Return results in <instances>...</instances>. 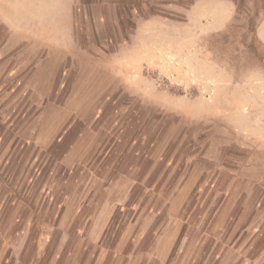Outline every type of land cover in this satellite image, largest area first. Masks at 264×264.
Segmentation results:
<instances>
[{"label": "rangeland", "instance_id": "rangeland-1", "mask_svg": "<svg viewBox=\"0 0 264 264\" xmlns=\"http://www.w3.org/2000/svg\"><path fill=\"white\" fill-rule=\"evenodd\" d=\"M233 1L236 12L228 26L208 32L200 14L189 11L194 0H0L3 81L6 86L13 76L20 78L17 95L5 86L0 90V118L6 122L0 159V264H264V254L256 255L249 246L250 234L243 230L250 210L243 211L236 225L234 208L218 209L222 197L233 203L244 199L245 192L237 194L241 187L228 185L227 175H222L220 187L214 176L206 179L207 168L218 171L223 164L234 169L236 157L244 164L264 165V0ZM71 40L84 51L69 54L73 48L60 46ZM32 45L61 51L63 60L67 50L66 56L77 57L80 64L75 66L80 65L92 84L106 76L109 84L118 80L135 93L120 97L122 110L101 113L106 120L115 115L106 141H113L116 159L107 163L120 168L122 153L129 152L130 162L137 165L139 156L133 153H144L142 169H154L146 179L153 184L155 169H174L181 182L195 161L194 192L184 194L178 208L179 217L189 216V222L179 224L181 239L174 255L158 261L150 254L130 256L134 245L139 248L143 225L130 227L122 223L124 217L106 227L112 236L92 239L96 225L80 223L76 209L48 206L66 199L72 203L74 191L49 183L55 161L31 139L40 112L37 98L22 93L21 79L28 68L35 72L44 55L38 49L27 56ZM74 98L75 108L83 110L95 100H69ZM83 110L68 111V121L80 116L88 121L96 114ZM68 140L66 144L75 143L72 136ZM213 163L218 169L213 170ZM152 200L146 201L151 209H142L147 217L158 209L165 212L164 198L158 206ZM138 203L132 214L138 213ZM156 219L146 225L149 231L141 244L148 252L165 225L162 216ZM206 231L212 236L207 240ZM220 233L224 240L219 248L213 237Z\"/></svg>", "mask_w": 264, "mask_h": 264}, {"label": "crops", "instance_id": "crops-1", "mask_svg": "<svg viewBox=\"0 0 264 264\" xmlns=\"http://www.w3.org/2000/svg\"><path fill=\"white\" fill-rule=\"evenodd\" d=\"M190 10L194 14H200V20L207 23L208 32H218L225 29L233 19L236 6L233 0H194L189 7ZM69 22H72V13L69 15ZM10 44L13 47V44L16 43L12 41ZM69 44L65 41L64 45L60 46L63 49L73 48L68 50L69 54L70 52L79 53L84 51L82 46L72 40ZM45 47L47 46L32 45L26 52L27 56H32L36 50ZM43 53L39 67H37L35 72L33 69L28 68L26 71L30 72H27L26 77L21 79V83H23L22 93L28 95V97L37 98V106L40 112L39 118L32 125L31 139L39 152H42L46 158L55 161L54 167L51 169L49 183H53L54 187L59 189L66 186L65 190L68 192L74 191V195L70 199L72 203H67L69 199H66L64 202L49 203L48 206L55 207L52 204H56L59 207L64 205V207L70 206L76 209L75 215L80 217V223L90 222L96 225L93 227L94 232L91 233L92 239H101L104 235L112 236V232L106 227L115 222L119 223L120 221H118L117 217H124L126 219H121L122 223H128L130 227L133 224L143 225L140 226L138 237L139 248L137 249L138 243L134 245L130 256H148L150 254L155 260H157V257L162 260L174 255L175 250L178 248V241L181 239L179 224L189 222V216L183 219L179 217L178 208L180 198L182 199V196L185 197L184 194L188 196L189 192H194L192 183L195 176L191 172L195 170V161L192 166L193 169L190 167L191 171L188 177L186 176L181 182L179 175L175 174L174 169L169 171L164 167L158 170L155 169L154 175L156 179L153 184H147L146 179L154 169L149 171L145 168L142 169L146 160V154L144 153H133L139 156L137 165H135V162H130V156L132 155L129 152L122 153L123 162L120 168H116L113 163H107L109 160L114 161L116 159V153L111 151L114 148L113 141L109 145L106 141L107 138L112 136L108 134L110 131L107 126L109 123L115 122V115L112 120H106L101 113H116L122 110L120 105H118L120 97L135 93H132L130 86L127 87L118 80L115 81L114 77V83L111 82L109 84L108 78L104 76L97 85L92 84L91 77H87L81 67H79L80 65L78 67L75 66L80 64L75 60L77 57L70 56V59L66 56L67 50L65 54L66 60H63L61 51H42L41 49L40 55ZM91 58L99 57L93 56ZM88 68V70H91V67ZM102 72L105 74V71ZM2 73L3 64L0 65V79H2L0 90L7 83L5 81L6 83L4 84ZM13 77L14 80H10V83L4 89H9V94L15 93L17 95L18 80L20 78L18 74ZM3 91H0V94ZM78 96H92L95 98L92 103L88 102L84 108L87 112L93 111V113H96L93 119L87 121L83 116H80L68 121V111L83 110L75 108L76 98L69 100L71 97ZM28 100L30 99L28 98ZM69 104L70 106L74 105V107H68ZM1 112L2 107H0ZM52 113L55 114L52 116ZM4 124L6 122L3 123V119L0 118V159H2L1 153L3 152L2 127ZM12 127L10 125V128ZM71 136L75 143L66 144ZM73 149L75 150L73 151ZM206 159L209 160L208 162H212L210 157H206ZM105 163H107L106 167L104 166ZM204 163L206 164V161H203ZM156 164L157 161L155 160ZM234 164V169L223 164L219 165L218 171L211 172L207 168L206 179H212L214 176L213 183L218 180L217 185L219 186L222 175H227L230 177L228 185L234 184L236 189L241 187L237 194L242 196L243 192H245L244 199L237 200L236 198L233 203L225 201V196L222 197L220 204H218V209L224 205L227 207L231 206L230 209L234 208L236 225L241 223L240 215L250 210L251 219L244 223L243 230L250 234L247 237L248 240H251L250 248L256 249V255H262L264 254V165L255 167L254 165L244 164V161L242 162L239 157L235 158ZM212 165L214 167L213 170L218 169L217 163ZM57 166L60 170H63L61 172L60 170L58 171ZM134 170L139 173V178L137 179L135 178L136 171L134 172ZM121 192L122 194L120 195L119 193ZM218 192L224 193L226 191L218 190ZM193 196L191 195V197ZM152 197L154 199L152 201L157 206L158 200L164 198L165 212L158 209L152 216L147 217L146 212H142V209L152 208L151 205L147 206L146 204L147 199ZM137 199L139 200L138 213L132 214L131 210L137 208ZM243 211L245 212L243 213ZM136 215H139L138 220H136ZM160 216H162V222L165 225L162 227L156 243L152 248L150 247V252H148V249H141L142 241L149 231L146 225L156 223V218ZM222 223L224 224V222ZM210 236L206 231V240ZM121 238L126 240L127 234H124ZM128 238L130 239L131 235ZM213 238L218 241V247L220 248L221 242L224 240L222 233ZM235 239L237 240V238ZM235 247L237 251V245ZM106 249L108 250L105 247L104 250ZM238 249L241 253L242 247Z\"/></svg>", "mask_w": 264, "mask_h": 264}]
</instances>
